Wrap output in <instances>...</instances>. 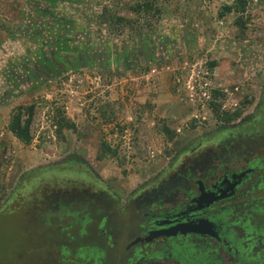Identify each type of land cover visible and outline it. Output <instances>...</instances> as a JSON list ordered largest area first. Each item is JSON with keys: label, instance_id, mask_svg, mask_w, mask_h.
Here are the masks:
<instances>
[{"label": "rangeland", "instance_id": "374dc122", "mask_svg": "<svg viewBox=\"0 0 264 264\" xmlns=\"http://www.w3.org/2000/svg\"><path fill=\"white\" fill-rule=\"evenodd\" d=\"M114 1L123 11L132 0ZM231 1L156 0L163 11L151 30L116 35L99 19L106 0H0V264H125L111 253L95 260L106 255L97 217L104 246L116 240L122 252L136 228L128 197L196 141L235 130L221 127L211 102L233 111L250 100L237 122L264 85V0H247L244 29L232 14L217 16ZM46 7L52 16L40 13ZM28 103L32 139L23 143L7 124L12 109ZM61 113L73 128L58 131ZM105 144L115 153L98 157ZM244 155L260 161L264 149ZM77 158L89 172H79ZM69 160V171L24 177ZM250 176L262 181L264 166ZM99 191L113 196L109 207ZM263 194L264 185L252 186L247 197ZM59 212L81 216L69 224Z\"/></svg>", "mask_w": 264, "mask_h": 264}, {"label": "flooded vegetation", "instance_id": "af4514ba", "mask_svg": "<svg viewBox=\"0 0 264 264\" xmlns=\"http://www.w3.org/2000/svg\"><path fill=\"white\" fill-rule=\"evenodd\" d=\"M146 45L147 41L142 47ZM257 95L249 114L234 125L235 130L196 141L128 197L127 204L134 211L128 220L136 228L127 235L130 239L122 252L116 240L104 246L107 230L102 217H97L96 231L104 240L106 255L94 256L96 261L111 253L125 264H264V194L247 197L252 186L264 185V179L257 182L250 176L255 169L263 168L264 157L259 161L245 159L244 155L264 149V85ZM254 119L260 128L255 127ZM98 193L105 196L103 204L109 207L113 196ZM210 197H215L212 203L202 207ZM59 213L69 217V224L77 223L76 217L81 216L80 212ZM205 219L212 222L215 234L150 233L185 221L200 223L205 230ZM113 221L121 230L117 215ZM136 237L141 239L132 242ZM92 248L96 247L82 246L85 250Z\"/></svg>", "mask_w": 264, "mask_h": 264}, {"label": "trees", "instance_id": "16d2710c", "mask_svg": "<svg viewBox=\"0 0 264 264\" xmlns=\"http://www.w3.org/2000/svg\"><path fill=\"white\" fill-rule=\"evenodd\" d=\"M43 0V2H47L48 4H53L55 0ZM108 2L103 3L100 8L99 19L103 26L106 28L107 32L110 34L120 35L124 31H128L131 33H140L144 29H152L154 22L159 18V15L162 13L163 9L161 5H159L156 0H132L131 2H125L124 6H122L123 11L116 7V2L114 0H106ZM113 2V4H112ZM246 2L247 0H232L231 2H226L222 4L220 11L218 12V17H223L226 14L233 15V24L241 29L246 27V20L243 18V14L246 10ZM40 13L44 14V16H52V8L46 7L40 10ZM152 14L151 16H149ZM153 17L152 20L150 18ZM148 18V19H147ZM56 20V18H55ZM56 22L62 23L63 20H56ZM209 67L212 68L215 65V61L209 62ZM216 94H219V91H214ZM243 107L250 103V100L245 99L242 101ZM220 102H211L210 107L213 111L214 117L221 123V127H225L227 124L235 125L239 121L234 122L241 116V109L243 108H236L233 111L221 110L220 109ZM34 103L28 104H19L16 105L10 114V118L7 124L8 130L15 136L17 139L22 141L23 143H28L32 139L31 133V125L32 120L34 117ZM243 111V110H242ZM58 131H61L64 127L73 128V122L67 118L62 113L60 114L59 121L57 123ZM224 125V126H223ZM230 125V126H231ZM165 133H167L168 138L172 139L174 134L173 129H169L167 126H163ZM115 151L109 147V145H104L97 152L98 157H103L107 154H114ZM72 160V159H71ZM58 161L48 163L38 168L32 169L28 171L24 177L28 175L29 172H37V173H44L45 171H69L68 165H70V161ZM78 162L79 172L88 171L87 163L82 159H76ZM71 162H74L73 160ZM68 168V169H67ZM84 168V169H83ZM88 168V169H87ZM84 171H80V170ZM29 176V175H28ZM62 249V248H61ZM63 252L66 251L65 249L62 250ZM88 250V252H90Z\"/></svg>", "mask_w": 264, "mask_h": 264}, {"label": "water", "instance_id": "95a60500", "mask_svg": "<svg viewBox=\"0 0 264 264\" xmlns=\"http://www.w3.org/2000/svg\"><path fill=\"white\" fill-rule=\"evenodd\" d=\"M215 197H210L208 199V202L204 204L202 207H208L210 203L214 200ZM203 225L205 226V230H201L200 228V223L197 222H181L174 224L168 228H163L161 230H157L155 232L151 231L150 233H160V234H165V235H173L176 234L177 232L179 233H187V232H207L209 234H215V231L211 228L212 227V222L209 221L208 219H205L203 222ZM141 239L140 237H136L132 242H135L137 240Z\"/></svg>", "mask_w": 264, "mask_h": 264}]
</instances>
